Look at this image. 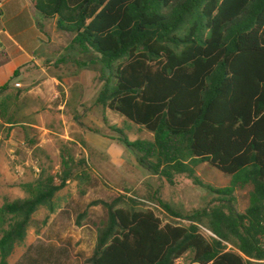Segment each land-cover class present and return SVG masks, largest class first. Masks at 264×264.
Instances as JSON below:
<instances>
[{"label":"trees","instance_id":"obj_1","mask_svg":"<svg viewBox=\"0 0 264 264\" xmlns=\"http://www.w3.org/2000/svg\"><path fill=\"white\" fill-rule=\"evenodd\" d=\"M41 20L68 35L78 69L99 72L96 105L153 135L123 144L169 183L206 162L230 176L214 189L221 207L179 214L152 197L170 220L126 195L100 204L105 218L85 264H264V0H31ZM39 28L41 24L38 23ZM0 85V127L19 128L35 145L33 123L19 115V92ZM66 163L64 162V166ZM59 185L40 174L17 186L23 198L0 205V264L24 241L35 211ZM250 186L236 209L234 190ZM226 209L224 211L223 209ZM83 214L78 216L77 225ZM175 218L186 220L184 225ZM204 226L214 237L201 232ZM23 264L50 263L24 255ZM19 264V263H18Z\"/></svg>","mask_w":264,"mask_h":264},{"label":"rangeland","instance_id":"obj_2","mask_svg":"<svg viewBox=\"0 0 264 264\" xmlns=\"http://www.w3.org/2000/svg\"><path fill=\"white\" fill-rule=\"evenodd\" d=\"M59 41L69 43L70 37L61 33ZM76 73H83V77L71 91L63 123L56 114L60 112L56 109L59 100L41 117L25 115L27 121L38 118V124L32 126L35 135L30 134L37 140L35 145L20 144L25 137L19 128L0 127V205L4 197L12 200L26 196L17 186L19 183L32 182L43 174L52 176L53 184L59 185L64 172L68 174L50 202L38 207L33 214L26 237L15 246L9 264H23L26 253L38 258L53 256L50 263L44 261L43 264H85L84 259L94 246L95 226L105 218L104 208L93 204L97 200L130 196L144 201L164 222L170 220V215L156 206L152 197L160 198L182 215L195 209L222 206L218 201L220 197L207 187H227L230 176L206 162H195L188 165L201 185L195 184L185 173L174 176L173 183L169 184L161 175L146 169L139 162L138 154L125 146L121 138L125 136L130 142L151 141L153 135L121 115L96 105L102 85L96 79L99 72L79 69ZM34 102L28 100L30 104ZM41 124L44 129L35 127ZM250 192V186L234 190L239 212L247 208ZM81 214L83 217L77 225ZM174 220L188 224L181 218ZM199 228L206 236L214 237L204 226L199 225ZM71 233L81 237L71 238L68 236ZM179 260L180 264H187V259Z\"/></svg>","mask_w":264,"mask_h":264},{"label":"crops","instance_id":"obj_3","mask_svg":"<svg viewBox=\"0 0 264 264\" xmlns=\"http://www.w3.org/2000/svg\"><path fill=\"white\" fill-rule=\"evenodd\" d=\"M60 37L54 21L41 20L31 0H0V85L8 84L9 90L19 92L20 116L41 117L59 100L56 109L60 112L56 114L64 119L71 91L83 73H76L79 69L66 52L68 43L60 42ZM28 100L35 102L30 104ZM29 119L38 124V118ZM42 125L35 127L44 129ZM68 236L81 237L73 233Z\"/></svg>","mask_w":264,"mask_h":264},{"label":"built area","instance_id":"obj_4","mask_svg":"<svg viewBox=\"0 0 264 264\" xmlns=\"http://www.w3.org/2000/svg\"><path fill=\"white\" fill-rule=\"evenodd\" d=\"M14 85H15L16 87H18V86H19V84H18V83H15ZM179 262H180V260L178 259V260H176L175 264H180Z\"/></svg>","mask_w":264,"mask_h":264}]
</instances>
